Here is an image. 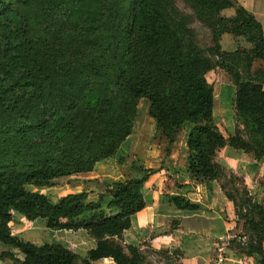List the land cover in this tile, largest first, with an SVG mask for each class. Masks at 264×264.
I'll list each match as a JSON object with an SVG mask.
<instances>
[{"label": "trees", "instance_id": "obj_1", "mask_svg": "<svg viewBox=\"0 0 264 264\" xmlns=\"http://www.w3.org/2000/svg\"><path fill=\"white\" fill-rule=\"evenodd\" d=\"M190 1L199 17L207 14L218 24L220 30L213 34L217 52L231 55L219 48L220 37L231 32L248 36L253 43L251 50L243 51L250 62L264 59L263 24L238 0ZM115 7L114 1L103 3L100 17L104 34H99V42H95L92 34H80L91 28L81 24L87 17H81L70 34L62 32L58 37L53 17L50 19L47 13L43 31L37 35L13 0H0V119L13 117L19 126L16 131L22 136L13 149L21 153L22 165L15 163L6 168L0 164V242L23 254L21 264H96L102 258H112L116 264H144L145 256L138 247L128 245L130 251H126L121 236L131 227L132 215L146 207L143 188L156 170L141 167L143 176L111 182L107 207L101 202L105 194L98 201H89L83 190L53 201L37 190L52 186L56 178L93 171L99 161L115 156L132 134L141 98L150 101L149 115L157 131L171 143L186 124L190 125L188 183L216 180L227 198L235 201L227 186L239 178L230 174L217 156L228 145L244 152L248 148L237 136L227 138L214 123V86L207 76L211 61L193 53L192 47L197 45L189 42L192 34H170V23L148 21L139 28L130 25L128 49L135 53V59L141 57L142 63L138 68L130 65L122 70L117 51L112 49L120 45V34L115 33L121 28L127 30L129 25L125 21L116 26ZM227 8L234 9L232 15H223ZM212 19L207 20L214 24ZM94 42L104 48L103 61H98L99 46ZM163 44L166 52L153 63L148 60V64V53ZM220 67L225 69L224 65ZM236 105L252 116L264 141L262 83L243 82ZM185 183L181 178L176 180L179 187ZM238 185L242 186L246 205L256 208L246 186L240 182ZM172 201L179 209H198L197 204L181 195ZM113 209L118 211L113 214ZM14 211L30 221L43 219L51 229H85L96 240V246L82 256L61 243L38 245L24 240L12 232ZM262 220L248 219L247 223L264 227ZM234 247L249 255L264 254L260 238ZM5 257L12 258L13 252L0 254V258Z\"/></svg>", "mask_w": 264, "mask_h": 264}, {"label": "rangeland", "instance_id": "obj_2", "mask_svg": "<svg viewBox=\"0 0 264 264\" xmlns=\"http://www.w3.org/2000/svg\"><path fill=\"white\" fill-rule=\"evenodd\" d=\"M13 1L14 7L24 16L33 34L40 35L42 33L47 13L50 19L53 17L56 31H58V37H61L62 32L70 34L73 31L72 27L79 22L81 17H87L81 23L83 27L90 26L91 28L88 33L84 31L80 34H92L93 39L96 40L95 42H99V34H104L103 28L101 27L102 16L100 17V15L105 0ZM107 1H114L116 3L113 16L116 26L118 27L125 21L129 25L127 30L121 28L119 32L115 33L120 34V45L119 48H116L118 46H114L112 49L113 52L117 51L116 56L118 60H121L120 67L122 70H127L130 65L131 67L138 68L142 63L140 60L141 57L135 59V53L128 49L131 43L130 25L135 24L139 28L148 21L160 22L164 20L170 23V34H192L193 39L189 42H195L197 45V47H192L193 53H198L202 58L211 61L209 66L212 69L207 72V76L214 86V123L227 138L237 136L239 140H242L248 148V152L246 153L247 155L249 154V158L244 160L242 164L240 161H237V166L225 165L230 174L238 176L239 178L238 182L229 183L227 186L234 193L235 197V201L231 200L233 210L228 215V219L233 222L230 235L227 237L228 245L231 246L233 244L232 246L234 247L238 243L241 244V240L245 239L248 242L251 238L255 240L260 238L264 243V227L260 223L259 227L247 223L248 219H256L259 222L264 219V141L261 134L256 130L252 116L241 112L236 105L239 86L243 82L254 80L262 83L264 86V59H256L250 62L243 51L251 50L253 43L249 41L248 36L231 32L223 33L219 39L220 51L231 52V55L226 56L217 52V47H215L213 41V34H217L220 30L218 24L207 14L202 16V18L199 17L200 14L192 7L190 0ZM238 1L251 9L252 7L260 9L262 12L260 14L264 15V0ZM233 12V8H227L222 11L224 16H230ZM208 18L212 19L214 24L212 21L207 20ZM95 42L94 44L97 45ZM166 49L165 44H163L160 48L149 52L145 61L147 60L146 62L148 64L150 62L148 60H151L150 63L155 62V60L157 61L160 55L166 52ZM96 54L97 56L99 54L98 61H103V57H105L104 48H100L99 46ZM221 65H224L225 69L221 68ZM150 104L147 98L138 100V115L132 131L133 134L136 132L138 135V144L136 147L131 150V138L128 139V137L116 152L115 156L100 161L105 163L109 161L108 164L111 168L109 172L112 173L111 177L97 179L90 183L87 181V184L85 183V189L93 188L94 190L104 192L105 195L101 200L105 205L104 207H107L106 200L110 197V195L106 194L109 188L108 186L111 182L122 179L123 175H127L129 170H131L129 168L140 169L145 165H149L152 168H158V170L164 169L165 172V166H167L165 165V158L173 150V147L177 149L178 162H181L182 159L184 162L185 158L188 157L187 148L185 145L182 147L183 136H181V133L171 143L169 139H165L157 131L155 120L149 115ZM18 127L16 126L15 119L11 116L0 119V164L3 163L6 168L12 167L15 163L22 165L21 153L13 151L15 142L21 140L18 138L22 137L20 132L16 131ZM189 129L190 125L186 124L183 128L184 134H187ZM14 133L18 137L14 138ZM228 147L234 148L230 145ZM241 151L244 152V150ZM122 163L126 167L128 166L129 170L127 172L123 171L127 169L126 167V169L123 167L122 170ZM247 177L251 183H248ZM74 180L73 178L58 179L53 182V185L49 189H44L43 192L53 201H56L60 193L65 190L66 183L69 181L71 183ZM239 182L246 186L251 195L252 202L256 204V208H251L246 205L245 194L242 193V186L238 185ZM29 188L33 189L31 187ZM251 190L253 193H251ZM10 226L13 234L24 240H29L39 245L61 242L82 256L83 254L81 253L86 252L91 242L90 236L84 230L78 229L60 232L59 229L48 228L43 219L30 221L18 211L13 212V220ZM124 246L126 251H130L127 245ZM138 249L145 256L144 264H185L183 262V253L180 250H155L151 247L144 249L138 247ZM240 250V248L236 249L248 263L253 258L259 262L264 259V254L260 256L257 254L249 255ZM5 251L13 252V257L0 258V264H21V260L24 258L23 254L18 249L0 242V254ZM213 257L205 261V264L211 263ZM101 264L116 263L111 260L102 261Z\"/></svg>", "mask_w": 264, "mask_h": 264}, {"label": "crops", "instance_id": "obj_3", "mask_svg": "<svg viewBox=\"0 0 264 264\" xmlns=\"http://www.w3.org/2000/svg\"><path fill=\"white\" fill-rule=\"evenodd\" d=\"M245 7L256 15L264 27V15L260 14L262 13L260 9L254 7L251 9L247 5H245ZM187 135L188 133L184 134V131L181 132V136H183L182 147L185 145L188 152ZM130 138V147L131 150H133L138 144L137 133H132L128 139ZM165 139L167 138L165 137ZM248 155L240 149L225 146L219 151L217 158L219 162L224 165L237 166V161H240L242 164L244 160L249 158ZM187 158L188 157L185 158L184 162L183 159L181 162H178L177 149L176 147H173V150L168 153L165 158V165H167L165 166V172L164 169L158 170V168H152L149 165L144 166V168L148 170H156L155 173L149 176L143 188L146 207L132 215V225L129 229L123 231L121 239L124 245L137 246L141 247V249L151 247L155 250H180L183 253V262L185 264H205V261L214 256L217 242L230 235L233 222L228 219V215H230L233 210V204L222 191L220 183L216 180L209 182L203 181L198 185L191 182L188 183L189 174L187 172ZM113 160L115 159L113 158ZM99 162L93 171L62 176L54 179L53 182L64 178L75 179L74 181H71V183L70 181L66 183L65 190L60 193L59 197L85 190L88 193L89 201H98L101 194H104V192L94 190L93 188L85 189V183L87 184V181L90 183L97 179L111 177L112 173L109 172L111 171L110 165L108 164L109 161L106 163ZM123 167L124 169H127L123 170ZM125 167L126 165L123 164L121 167L123 171L127 172L129 169L131 170H129L127 175H123V178L120 180H129L144 175V172L139 169H128V166ZM178 174L179 176H177ZM179 178L187 183L181 187L177 186L176 180H179ZM246 179L248 183H251L248 177ZM44 189H49V187H41L37 190L43 192ZM251 193H253L252 190ZM179 195L187 197L193 203L197 204L198 209L183 210L177 208L174 205L172 198ZM110 200L111 196L106 200V205H108ZM102 205L103 207L105 206L103 203ZM110 211L111 210H108L107 212ZM112 211L114 214L118 210L113 209ZM81 230H84L89 235L87 230ZM59 231L68 230L62 229ZM90 240V246L86 252H80L83 256L87 255L89 249L96 246V240L91 236ZM72 250L75 251L74 249ZM111 260L113 261L112 258H102L97 260L96 264H101L102 261ZM224 264L262 263L256 261L255 258L248 263L243 259V256L236 251L235 247L227 245V258Z\"/></svg>", "mask_w": 264, "mask_h": 264}, {"label": "built area", "instance_id": "obj_4", "mask_svg": "<svg viewBox=\"0 0 264 264\" xmlns=\"http://www.w3.org/2000/svg\"><path fill=\"white\" fill-rule=\"evenodd\" d=\"M241 243L242 245H247L245 239L241 240ZM227 245H228L227 238L220 239L215 247L214 257L212 259L213 261L208 264H224L227 258Z\"/></svg>", "mask_w": 264, "mask_h": 264}]
</instances>
